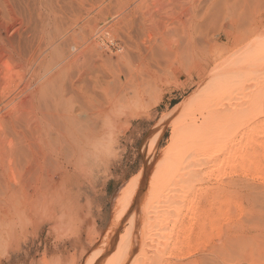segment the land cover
<instances>
[{
	"label": "rangeland",
	"instance_id": "374dc122",
	"mask_svg": "<svg viewBox=\"0 0 264 264\" xmlns=\"http://www.w3.org/2000/svg\"><path fill=\"white\" fill-rule=\"evenodd\" d=\"M183 1L186 4L187 0H174V4L170 3L169 0H2V3H4H0V13L3 17L2 25L5 27L3 32L6 35L4 36L5 39L10 38L13 42L19 39L18 41H21L20 44L22 45L21 51L24 49L22 53L24 57L30 48L33 47L35 49L34 53L38 56L35 59L34 65L38 66L39 62H44L41 70L38 68L41 73H43L42 70H44L46 65H48L46 67L48 68L47 73L52 72L64 64L68 65L66 68L67 72L74 73L79 68V65L83 67L88 64H95L100 73L103 72L102 74H106L107 76L108 69L117 73L120 70V66L124 73L129 72V74L128 72L126 73L127 79L126 82L124 80L121 86L123 90L121 91L126 92V89L133 86L131 88V90L134 89L132 90L133 93L130 90V92L127 91L126 93H130L127 96L131 99L136 96L135 99H132V108L135 107L132 109L133 112L131 110L130 115L127 117L128 119L125 118V120L127 119L126 121L124 118L119 120L116 126L117 128L113 131L115 141L111 147L110 162L107 168L105 170L102 169L100 172L99 179L94 184L95 190L91 187H85L86 191H83L84 195H80L79 197L82 211L78 215V218L74 217L64 222L55 223L49 234H47V229H45L41 236L34 239L32 251L22 264H102L114 250V246L121 242L120 235L124 233V229L128 225V222L125 220L117 229L109 231L114 223L113 218L116 217L114 216L116 214L114 210L117 207L113 205L116 204L115 199L124 185L132 177L137 176L141 170H145L143 172L148 171L146 167L148 165H150V168L145 177L146 182L139 185V189L133 194L131 215H138L137 217H139L143 213V208H138L137 203L142 202L143 205L154 193L158 194L162 189L170 188L172 189L171 194L163 197L162 202L165 199L168 202L171 200L170 211H174L178 216L177 221L170 219L165 221L161 226L162 230L159 236L163 239L161 244H164L161 246H166V250H164L161 256H158L148 264H264V111H262L264 110V0H243L244 6L237 7V10L234 9L236 13L231 16L227 15L225 10L232 7H226L224 2L221 1L217 8L214 7V11L216 8L219 12L212 14V17L210 16L211 18H209L210 22H207L211 26L206 23L209 31L201 26L198 32L196 31V34L194 33L198 40L202 42L199 44L198 41L197 49L195 50L194 48V52L198 55L192 52L186 45V41L182 38L179 30L180 37L184 40V42L181 40L180 49L182 52L178 51L176 55L171 54L173 56L165 57L166 59H163L165 62L160 59L159 61L161 62L159 64L156 62L157 66L154 62L156 61L155 59L152 61L148 59L150 58L149 56H145L148 54V50L144 46L153 39L157 38L158 40L161 35H166L169 32V25L167 24L168 26H165L166 24L163 22L160 23L161 21L153 24L149 20L145 21L146 24H142L141 21H137L138 16L141 15L139 14L137 16V11L146 14L148 10L151 11L152 9V11H156V7H160L158 8L160 15L163 14L161 18L168 20L167 16H165L167 14H173L174 16L181 14L179 8L182 7ZM201 1H203L202 5H206L204 0ZM177 3L180 4L177 5ZM145 7L149 9L146 10ZM240 10L244 11L242 15L239 13L241 12ZM173 11L177 12V14ZM140 17L139 19L141 20ZM226 17L237 20L235 24L237 28L239 26L240 28L236 30L235 26L233 30L231 29L230 40L224 44L226 35L222 28H220V25L229 21L226 20ZM239 19L242 22H239ZM41 21L44 25H47L43 26ZM135 21L137 23H134ZM254 21H256V30L251 34L248 32L245 33L247 28H254L252 26ZM156 23H159L162 27L165 26L164 31L168 29V32L166 31L167 33L162 34L163 28L161 29L159 24L157 25ZM238 23L240 24L238 25ZM139 24H142V26L147 25L146 27L143 26V28H148H142V30V26ZM213 25L214 27L216 26L215 29L212 27ZM136 27L139 28L136 29ZM139 29L140 32L138 34ZM144 30H147L146 32L148 34ZM141 31L143 36L140 34ZM242 32H244L245 36L242 35ZM144 33L148 36L146 37ZM149 33L152 37H150ZM202 33L203 36H201ZM204 36H206V41H203L205 40ZM214 36L218 39H214ZM139 37H142L144 42L141 39L139 40ZM139 41L143 43V46ZM207 42L212 44H210L211 47L206 45ZM221 42L223 43L220 45L219 43ZM107 46H109V49L106 48ZM198 46L200 47L199 50ZM140 47L143 49V53ZM184 49L186 50L185 52L183 51ZM202 49L209 50L201 51ZM86 51L88 52L85 53ZM156 51L159 52L161 50L158 48ZM91 52L94 56H90ZM204 52L206 54L207 52H212L213 54L214 59L209 62V66L208 64L206 65V55H203ZM181 53L182 55L185 53V56L183 55L182 58L185 60L189 58L188 60L191 64L187 60V62L184 59H182L183 61L181 60ZM73 54L75 56H72ZM83 54L85 56L88 54L90 57H86L89 60L83 57ZM192 56L194 61L192 60ZM215 56L217 59H215ZM170 57L173 59L171 60ZM220 57L222 59L223 57L226 58L223 59V61H227L226 65H223L225 70L229 69L228 67H230V70L231 68L236 69L237 67L238 69L243 68L240 66V62H244L242 63L244 65L241 64L242 66L246 65L244 68L246 72L241 76V79H244L241 80L239 77L235 79L236 82L232 81L234 84H232L233 87L235 83H238L235 86L236 89L234 88L233 91L236 95L233 93L234 95L230 99H224L221 102V107H214L212 111V119H215L213 123L227 121L230 115L234 117L235 132L232 135V139L236 143L239 140L241 142L243 141V151L239 154L240 156L243 155V161L232 162L227 160L229 161L228 164L227 161H222L223 153L217 152L214 146L217 141L224 140V137L227 135H224V133H227V130L225 127H222L224 131L221 128L222 131L218 132L221 134L218 136V133H214L215 135L211 133L210 129L209 132L211 134L206 136V138L208 137L207 140L203 137L205 140L204 144H207H205L202 155L207 154V152H212V154L201 166H198L195 162V166H197L194 167V173H192L191 178L190 176L187 178V176L181 174V169H165V171L162 170V172L154 176L150 182H147L153 167L155 166V169H159L166 162L167 157H170L169 155H172L177 148L174 144L170 146V138L173 133L172 129L174 124L186 123L188 119L194 116L197 119V124H200L202 119L205 118L206 113L202 111L203 108L201 106L204 104V98L202 100V97L205 96L203 89L205 86L207 88L212 83H216V79L219 80V76L217 75L222 72L223 68L217 71H213L211 68L214 64L218 63L217 61H220ZM168 59L174 65L168 64ZM176 60L178 63L175 62ZM236 61L239 63L237 62V66L235 67L233 65H236L234 64ZM184 62L190 69H188L189 67L186 68L187 65H184ZM196 62L197 64L199 62L201 66L200 64L196 66ZM21 63L17 64L15 60H11L5 55L3 56L1 64H3L4 76H6L2 78L1 82L6 86L0 87V90L4 92L7 89V92H4L6 93L5 95L11 92L15 93L20 88H23L27 80L30 82V86H34L30 71L27 70V63L25 60ZM98 63H100V67ZM115 63L117 67H115ZM161 63H165L164 67ZM176 63L178 65L182 64V66L179 65L176 68ZM256 64L257 66H255ZM73 65L76 67L72 68L74 67ZM247 65H249L250 69ZM170 66L172 68H169ZM255 67V70L252 69ZM202 69L207 70L204 76V70ZM249 72L252 75H247ZM253 73L255 74L254 76ZM245 78H250L251 83ZM16 83L18 84L16 85ZM136 83H139L140 87L139 84L136 86ZM247 83L252 85L248 86L249 84ZM0 86H3L2 83ZM237 89L238 92L236 91ZM9 91L10 93H8ZM136 91H139V95H137L138 93ZM134 94L136 95L134 96ZM140 95H142V98L139 99H142L141 102L143 104L139 102V105L135 100L141 97ZM184 99H186L185 102L182 101ZM246 103L248 106H253L252 108L255 110L257 105H262L263 109L259 115L254 114L253 112L255 110L252 109L249 114V120L242 124L245 121L243 119H247V111H244ZM134 104L138 105L135 106ZM182 115L185 117L186 115L187 117L190 115V118H183ZM3 118H5L4 121ZM182 119H187V121L184 120L182 122ZM0 120H2L0 122V127H2L0 128V130L2 129L0 140L2 139V144L5 143L6 145L11 139L10 144H16L17 140L15 139L17 137L9 131L8 121L5 123L7 117L2 114ZM180 120L181 122L179 123ZM4 127L7 131H4L6 130ZM9 132L10 134H8ZM12 134H14V137ZM7 137L12 138L8 141ZM222 138L223 140H221ZM184 152L186 154L188 148ZM234 155L238 154L235 153ZM220 160L222 161L221 164L223 167L221 164H218ZM5 161L9 166L10 164L12 165L7 172L10 173V175L7 174L8 180H11V183L9 182L10 186L14 188V185L18 188V186L24 185V183H21L23 181L22 177H24L23 173H21L22 176L16 174V172H21L20 168L16 169L20 167L17 165L18 163L16 164V161L13 160L12 162L10 159H5ZM11 172L15 175H11ZM16 175L17 177L20 175L22 181ZM35 177L34 175V179ZM181 177L183 178L182 183L187 179V183L190 181L191 183L189 184L192 187V191L188 192L184 199H181L183 194L176 193V184ZM29 179L32 180V178H28L27 181ZM26 183H29V181ZM193 203L197 204L196 210L198 212L196 213V220H189L188 217L191 215V212L188 207ZM111 219L113 220L112 223L110 222ZM88 220L89 222H87ZM188 222L190 224V231L189 234H186L184 232V226H187ZM183 237H186V239ZM178 238L183 243L178 245L180 246L178 249L172 248L176 240H179ZM17 246L20 247V252H24L28 247L23 238L20 237L14 239L12 242L4 241L0 243V260L3 262L10 255L14 257ZM11 264L20 263L13 261Z\"/></svg>",
	"mask_w": 264,
	"mask_h": 264
},
{
	"label": "bare ground",
	"instance_id": "6f19581e",
	"mask_svg": "<svg viewBox=\"0 0 264 264\" xmlns=\"http://www.w3.org/2000/svg\"><path fill=\"white\" fill-rule=\"evenodd\" d=\"M221 1L224 2L226 7H229V6L232 7V8L225 10L227 15L229 16L236 13L235 11L237 10V7L239 8V7L244 6L243 0H233V2H231L232 0L231 1L230 0H204V3L206 2L205 3L206 5L204 4L202 5L203 1L201 0H187L186 4L183 1L182 7L179 8L181 10V14L179 16H174L173 14L165 15L167 16L168 20L167 19L164 20V18H161L163 14L160 15V12L158 10V8L160 7L158 8L156 7L157 9L156 11L155 10L152 11V9L151 11L148 10L146 14L139 13L137 11V16L141 14L139 15L141 16L140 17L141 20L139 19V16H138V19L137 18L136 19L138 22L141 21L142 24H144L145 21L149 20L150 22H153V24L155 22L161 21L160 23L163 22L164 24H166L165 26L169 25L168 26L169 30L166 29V31L167 30L169 31V32L167 31L168 32L167 33L166 31H164L165 26L163 25L164 27H162V25L160 26V24L158 23L161 29L163 28L162 34L163 33L165 34V32L167 34L161 35L158 40L156 37H155L156 39H153V40L151 38L152 41L149 40L151 42L148 41L149 43L146 44V46H144L145 49L148 50V54H146L145 56L147 57L149 56L150 58L148 59L152 61L155 59L156 60L154 61L155 64L156 62L159 64L161 62L159 61L160 59L162 60L166 59L171 54L176 55L178 51H181L180 47H181V42H182L181 40H183L182 38H184V40L186 41V45L191 49V51L194 52V48L195 50L197 49L196 47L199 41L198 38L195 36L196 31L198 32L201 26L205 30L208 29L209 24L207 22H210L209 18L212 17L211 16L212 14L219 12L216 8L218 7V4ZM169 2L174 4V0H169ZM0 3H2V0H0ZM178 4L180 3H177V5ZM214 7H216L215 11H214ZM147 9L149 8H146V10ZM240 11L241 12L239 13L240 15H242L244 11L242 10ZM175 13L177 14V12ZM239 17L241 18V16ZM226 18H227L226 20H229V21H227L226 23L224 22L220 25V28H222V30L224 31V34L226 35V41L224 42V44L229 42L230 40L229 37L231 35L230 31H232L233 28L236 26L235 23L237 21L230 17H226ZM235 18H236V15H235ZM2 19L3 17L0 13V85L1 83L3 85L0 87L6 86L5 84H3V82H1L2 78L6 76V75L4 76V68L2 67L3 64H1V60L3 59L4 55L10 58L11 60H15L17 64H22L21 62L25 60L28 66L27 67L28 69L27 68L26 69L30 71L31 80L34 82V86H30V82H28V80L27 81L25 80L26 82L23 88H20V90H18L15 93L14 92L10 93L9 91L8 93L10 94L8 95H5L6 93H4L7 89L4 92L3 90H0V116H2L3 114L7 117V120H5V123H7L8 121L9 131H11V133H14L15 137H17L15 139L17 140V142L13 139L16 142V144H10L12 137L11 138L7 137L8 141L9 139H11L9 142L7 141L8 143L6 145L9 144L8 146H6L5 143L2 144V139L0 140V243L4 241L12 242L14 239H17L20 237V238H23L26 245H28L27 249H25L24 252L23 251L20 252L19 251L20 247L17 246V251L15 253V256L11 257L10 255L3 262L0 260V264H11L13 261L22 264L23 262H25L27 257L30 255V252L32 251L34 239L37 238L38 236H41V234L44 232L45 229H47L46 232L47 234H49L55 223L61 222V221L64 222L74 217L78 218V215H80V212L82 211L81 203L79 202L80 200L79 197L80 195H84L83 191L85 190V187L94 188V184H96V182L99 179L100 172L102 171V169L105 170L107 166L109 165L111 147L113 146V142L115 141L113 131H115L114 129L117 128L116 126L119 120H121L122 118H124L125 120V118H127L130 115L131 110L135 108V107L132 108V105H133L132 99L136 98L135 96L136 94H134L135 97L131 95V97H133L131 99L130 97H128L130 93L129 94L126 93L129 90L132 92V90H134V89L131 90L133 86H131V88L129 89L125 88L127 90L126 92L121 91L123 90L121 86L124 83V80L126 82V79H127L126 73L128 71L126 70L127 72L124 73L123 69L121 70L120 66H119V69L121 71L119 70L117 73L108 69L107 76L105 74L106 73L105 71H104L105 75L102 74L103 72L100 73V71L98 70V67L95 64L94 65L88 64L87 66H83V67L82 66L80 67V65L78 64L79 68H77L76 72L74 73L67 72L66 70L68 66L67 64H64L54 69L52 72L47 73L48 68L46 67H48V65H46L44 70H42L43 73H41L40 70L44 62L42 61L39 62L38 66L34 65L35 59L38 56H36V54L34 53L35 49L33 47L29 45L31 48L28 51L27 55L24 57L22 55L24 49L22 48L23 50L21 51L22 45L20 44L21 41L20 42L18 41L19 39L15 42H13L10 38L5 39L4 36L6 35L3 34L5 27L2 25ZM239 22H242V20H240ZM134 23H137V22L135 21ZM142 24H139V25L142 26ZM239 24L240 23H238V25ZM255 24H256V21H254V24H252L254 28H247L245 30V33L247 32L250 34L253 33L256 30L255 28H257ZM42 25L46 26L47 24L44 25V23L42 22ZM143 26L141 27V29L143 28ZM149 26L151 25L149 24ZM212 27H214V25ZM137 28L139 27H136V29ZM215 28L216 26L214 27V29ZM239 28H237V26L235 27L236 30ZM179 30L181 32L182 38L180 37ZM144 31L146 32L147 30H144ZM139 32H140V29L138 30V34ZM242 33H243L242 35L245 36L244 32ZM140 34L141 36H143L142 31ZM144 35L146 36L145 33ZM149 35L150 37H152L150 33ZM205 35L207 36V34ZM242 35H241V38H242ZM201 36H203V33ZM206 36H204V38ZM213 38L216 39L217 37L215 38L214 36ZM140 39L141 41L143 40L142 37H139V40ZM145 41L147 42L146 39ZM203 41H206V38ZM201 43L202 42L199 41V44ZM222 43L223 42L219 44L221 45ZM210 44L207 42L206 45L211 47L212 44L211 45ZM29 46H28V49H29ZM142 46H143V43H142ZM108 47L109 46H107L106 48ZM157 47L160 48L161 51L157 52L156 51L158 49ZM202 47L204 46L202 45ZM142 48L141 50L143 53L144 51ZM199 49L200 47L198 48V50ZM203 50L208 51L209 49H206V50L202 49L201 51ZM183 51L185 52L186 50L184 49ZM87 52L88 51H86L85 53ZM74 54L72 56H75ZM88 54L86 55L87 57L89 56ZM80 55L82 56V54ZM183 55L181 53L180 55L181 60L184 59L182 58ZM196 55L198 54L196 53ZM203 55H206L205 56L206 65L208 64L209 66V62L214 59L212 52L210 53L207 52V54L204 52ZM86 56L83 54V57H86ZM90 56H94L92 55V52ZM157 56H159L158 59H157ZM224 57L223 59H226ZM232 58L234 57L232 56ZM188 59L189 58H186L188 63H190ZM215 59H217L216 56H215ZM223 59L221 58L220 61L216 60L218 63L214 64L211 70L213 71H217L218 69L221 70L223 68V65L224 64L226 65V62H227V61L226 62L223 61ZM192 60H193V56H192ZM199 60H196V61H199ZM170 61L168 59V64L170 63ZM175 62H177V60ZM199 62L198 64H200ZM237 62L238 61H236V63H234L236 65H233V66L236 67ZM242 63L244 62H240V66L243 67L241 69H238L237 67L236 69L231 68L230 70V67H228L229 69L225 70L223 68L222 72L217 75L219 76V80L216 79L217 81L216 83L215 82L212 83V85L207 88L206 86L204 87L203 91L205 92H203V94L205 96L203 95L204 97H202V100L204 98L203 100L204 104L201 106L203 108L202 111L206 113V116L204 119H202L200 124H197V119L194 115H193L194 117H191V118H190V115L189 117H187V115L186 117L182 115L183 118H190L188 119V122L185 123L183 121L184 120L187 121V119H182L183 124L182 123L179 125L174 124V127L172 129L173 133L170 138V146L173 144L177 146L175 150L176 152L174 151L172 155L170 154L169 155L170 157H167L166 162L161 167L159 166L160 167L159 169L158 168L155 169V166L153 167L151 174L148 177L147 182H150L154 176H156L159 172H162V170L165 171V169H169V170H180L181 169V174L187 176V178L189 176L191 178L192 173H194V167H196L197 165L198 166L203 165L205 161L212 154V152H207V154L202 155L205 144H207V143L204 144L205 140L203 139V137H205V139L207 140L208 138V137L206 138L207 135H210L211 133L217 134L218 132L222 130L224 131L223 129L224 127L227 130V133H224V135L226 134L227 135L224 137V140L223 138L221 139L223 141H219V142L217 141V143L214 146L216 148L215 150L217 152L223 153L222 159H221L222 161H227V160L232 161V162H242L243 161V155L242 156L239 155L243 151V147H244L243 141L241 142L239 140L236 143L235 140L232 139L233 138L232 135L235 132V128H234L235 122L233 123L234 117L230 115L228 116V120L227 121L222 120L223 121L222 123H219L216 121H215L216 123H213V120L215 119H212L213 117L212 111L214 110V107L217 108L218 106L221 105V102H223L224 99H230L234 94L236 95V93L233 91H234L236 84L238 83H235V86L233 87L234 84L232 83V81L236 82L235 79L239 77L241 79V76L244 75V73L246 72V70L244 71V68L246 65L242 66L244 65ZM161 64H163V67H164L165 63H161ZM172 64L170 63V65ZM198 64L196 62V66H198ZM179 65L177 64L175 65V67L177 68ZM184 65H187V64H185L184 62ZM249 65L247 66L249 67ZM252 65H254V63H252ZM73 66L74 67L72 68L76 67L75 65ZM98 66L99 67L101 66L100 63H98ZM114 66H112V68H114ZM180 66H182V64ZM255 66H257V64ZM115 67H117V65ZM188 67L189 66L187 65L186 68ZM169 68H172V67L170 66ZM188 69H190V67ZM188 69L187 71H189ZM252 69L255 70L256 67ZM169 70L171 71V69ZM131 71L133 72V70ZM250 72L247 73V75H252L250 74ZM206 73H207V70H204L203 76ZM254 75L255 74L253 73V76ZM105 76L107 77V79ZM246 80L249 83H251L250 78ZM17 84L18 83H16V85ZM138 84L136 86H138ZM251 85L252 84H249L248 86H251ZM117 87H120V88H117ZM139 87H140V84H139ZM11 91H14V90H11ZM236 91L238 92V89ZM136 92L138 93L139 91H136ZM137 95H139V93ZM142 95H140L141 97H138L137 99L142 98ZM136 100L135 102L139 103L141 102L142 99L141 100L139 99L140 101L139 100L136 101ZM182 101L185 102L186 99ZM141 103L143 104V102ZM252 107L253 106H248V104L246 103V106L244 107L245 109L244 111H247L246 112L247 119L244 118L243 120L245 121H243L242 124L249 120L250 118L249 114L251 113L252 109H254ZM262 109H263L262 105H257L256 110L254 109L255 111L253 113L259 115L261 114L262 111H264ZM4 119L5 118H3V121ZM1 121L2 120H0V122ZM180 122L181 120L179 121V123ZM5 127L4 129H6ZM4 131H7V129ZM1 133H2V129L0 130V135L2 136ZM8 134H10V132ZM14 134H12L13 137H14ZM220 134L218 133L217 135L219 136ZM186 148H188V152L185 154L184 151ZM235 153H237L239 156L234 155ZM231 154L233 155L231 156ZM5 159L7 160L10 159V161L12 162L14 160L16 161V164L18 163L17 165L20 167L17 166L18 168L16 169L20 168L21 172H18V173L16 172V174H20L22 176L21 173H23L24 175V177H22L23 181L21 180L20 175L18 177L22 181L21 183L22 184L24 183V185L20 184L21 186H18V188L14 185H13L14 188L10 186L9 182L11 183V180L9 179L10 180L9 181L7 177V174L10 175V173H7V172H8V169H10L9 167L12 165L10 164L9 166V164L6 163ZM221 160L218 162V164H221L222 162ZM229 161H227V164L229 163ZM12 162H9V163H12ZM195 162L197 164L196 166H195ZM143 171L145 170H141L137 176L132 177V179L124 185L123 189L121 190L120 193H118L115 199L116 204H113V205L114 206L116 205L117 207L114 210L116 213L114 214V216L116 217L113 218L114 223L112 224L113 226L111 225L112 227L109 231L117 229V227L121 226L120 224L123 223L125 220L128 222V225L124 229V233L120 235L121 242L118 243L116 246H114V250L110 253L109 257H107L102 262V264H148L152 260L157 258L158 256H161L164 253V250H166L165 249L166 246H163V247L161 246V245H164V244H161V241H163V239L162 237L159 236L162 230L161 226L163 225L165 221H168L170 219H173V220L175 219L174 221L178 220L177 214L174 213V211H170V205L172 204L171 200L168 202L165 199L163 200L164 202H162V199H164L163 197H165L166 195L167 196L170 195L172 192V189L164 188L158 194L154 193L152 196H150V198L147 201L144 202L143 205H142V202H140L139 204L137 203L138 208L139 207L143 208V213L140 214L139 217H137L138 215L137 216L131 215L132 212H130L133 194L135 193L136 190L139 189V185L146 182L144 175H146L147 171L146 172H143ZM12 174L14 173L11 172V175ZM26 175L31 176L28 178H32V180L31 179L28 180L29 183H26L28 182L27 181L28 178ZM34 175L37 177V179L36 177L34 179ZM182 179L183 178L181 177L179 182L176 184V193L183 194L182 195L183 197L181 199H184L187 196V193L192 191V187H191V184H189L191 183L190 181L189 183H187L188 180L185 179L182 183L181 182ZM257 200H258V197H257ZM196 205L197 204L193 203V204H190L188 207L191 212V215L188 217L189 220H196V213L198 212V210H196L197 209ZM113 220L111 219L110 222L112 223ZM87 222H89V220ZM189 225L190 224L188 222L187 226L186 225L184 226V232L186 234H189V231H190ZM183 238L186 239V237H183ZM182 243L183 241H181L180 239L176 240L172 248L178 249L180 247L178 245ZM98 251L100 252V250ZM188 252L186 253L188 254Z\"/></svg>",
	"mask_w": 264,
	"mask_h": 264
},
{
	"label": "water",
	"instance_id": "95a60500",
	"mask_svg": "<svg viewBox=\"0 0 264 264\" xmlns=\"http://www.w3.org/2000/svg\"><path fill=\"white\" fill-rule=\"evenodd\" d=\"M146 167L148 168V171H149L150 165H148ZM148 171L146 172V175L148 174ZM146 175H144V177H146Z\"/></svg>",
	"mask_w": 264,
	"mask_h": 264
}]
</instances>
